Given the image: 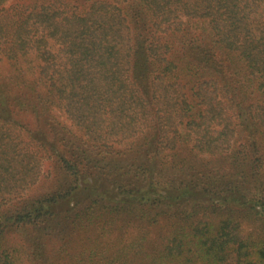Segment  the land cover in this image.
Listing matches in <instances>:
<instances>
[{
	"label": "trees",
	"instance_id": "1",
	"mask_svg": "<svg viewBox=\"0 0 264 264\" xmlns=\"http://www.w3.org/2000/svg\"><path fill=\"white\" fill-rule=\"evenodd\" d=\"M0 0V264H264V0Z\"/></svg>",
	"mask_w": 264,
	"mask_h": 264
},
{
	"label": "rangeland",
	"instance_id": "2",
	"mask_svg": "<svg viewBox=\"0 0 264 264\" xmlns=\"http://www.w3.org/2000/svg\"><path fill=\"white\" fill-rule=\"evenodd\" d=\"M24 2H28V0H9L6 6H9L10 4H14V3H24Z\"/></svg>",
	"mask_w": 264,
	"mask_h": 264
}]
</instances>
